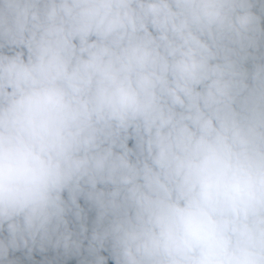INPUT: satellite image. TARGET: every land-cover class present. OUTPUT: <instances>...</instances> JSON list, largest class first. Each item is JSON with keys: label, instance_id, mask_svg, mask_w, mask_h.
I'll use <instances>...</instances> for the list:
<instances>
[{"label": "clouds", "instance_id": "obj_1", "mask_svg": "<svg viewBox=\"0 0 264 264\" xmlns=\"http://www.w3.org/2000/svg\"><path fill=\"white\" fill-rule=\"evenodd\" d=\"M0 264H264V0H0Z\"/></svg>", "mask_w": 264, "mask_h": 264}]
</instances>
